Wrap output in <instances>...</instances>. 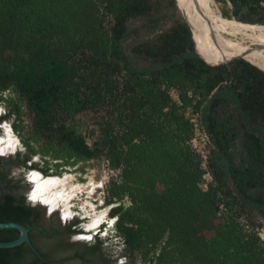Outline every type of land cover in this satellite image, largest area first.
<instances>
[{"label":"trees","instance_id":"trees-1","mask_svg":"<svg viewBox=\"0 0 264 264\" xmlns=\"http://www.w3.org/2000/svg\"><path fill=\"white\" fill-rule=\"evenodd\" d=\"M227 1L223 18L264 26V0ZM175 3L0 0V117L43 177L97 159L113 172L111 264H264V72L207 64L238 56L193 44ZM193 115L208 138L205 191ZM111 236L93 238L103 251Z\"/></svg>","mask_w":264,"mask_h":264},{"label":"water","instance_id":"water-1","mask_svg":"<svg viewBox=\"0 0 264 264\" xmlns=\"http://www.w3.org/2000/svg\"><path fill=\"white\" fill-rule=\"evenodd\" d=\"M182 19L194 44L193 29L183 17ZM235 59L242 58L233 57L215 64L202 60L214 66ZM2 119L0 117V124ZM1 156L0 154V264H111L101 246L74 220H61L46 205L24 200V193L29 188L24 174L26 171L40 172L23 166L28 156L26 151L9 157ZM37 174L43 177L40 173Z\"/></svg>","mask_w":264,"mask_h":264},{"label":"rangeland","instance_id":"rangeland-1","mask_svg":"<svg viewBox=\"0 0 264 264\" xmlns=\"http://www.w3.org/2000/svg\"><path fill=\"white\" fill-rule=\"evenodd\" d=\"M204 4L206 5L210 4V9L212 10V15H213L211 19V23L213 24L212 26L217 27L218 23H229L228 21L233 20V19L229 20L223 18L220 15V13L222 12L226 13L227 15H230L231 13V6L227 0H204ZM202 39H204L207 43H209L207 38H202ZM228 46H235V41H233ZM241 46L244 48H248L249 50H251L252 53H254L253 55H251L250 60H247L250 63L254 64L257 60H264L263 57L264 49H262L263 48L262 46H261V50L258 51L257 48L254 47L251 48L249 43L248 44L242 43L240 44V47ZM5 96L7 97V94H5ZM0 111H2L3 114L5 113V109L1 105H0ZM23 116L24 119L27 121V117L25 115ZM10 122H11V117L1 121L0 137L5 136L6 128H8L11 132V135L16 139V144L12 152L4 154L1 157H9L14 153H16L17 151L22 150L19 145L18 139L10 129V125H9ZM31 161L37 162V158L34 157ZM65 169L66 171L62 173L60 176L44 177V178H52V177L62 178L64 176L68 177L65 186V193L66 194L68 193V195H70L71 197L70 200H68V202H66L65 204L64 202L58 201L55 207H53L50 212L57 213L58 217L61 220H73L75 218L81 219L82 221L79 223V226L81 227L82 230L89 232V234L92 237H94L95 234L98 235L100 238L110 237L112 233L111 225L113 220L107 217V212L109 207L103 206L102 202H103L104 184L109 178L113 177L114 174L111 171H108V169L105 167L104 163L100 159L90 160L84 163L79 162L73 167H69V168L66 167ZM32 172L38 173L37 171H26V173L24 174L25 182L30 185L29 190L25 194L26 201L33 204H43L40 200L36 199L35 197L33 198L32 196V189L34 187V184L29 181V176ZM70 188H73L72 192ZM99 217L101 218L99 222L96 225L90 227V224ZM101 224H104L105 227L100 232H98V228ZM103 245H104L103 247H105L106 245H107L106 247H108L106 250L103 249V254L105 255V257H107L110 260L113 259L115 254L119 252V250L121 249L118 240L112 236L109 239V243ZM121 262H124L123 258L117 259L115 261V264H121Z\"/></svg>","mask_w":264,"mask_h":264},{"label":"bare ground","instance_id":"bare-ground-1","mask_svg":"<svg viewBox=\"0 0 264 264\" xmlns=\"http://www.w3.org/2000/svg\"><path fill=\"white\" fill-rule=\"evenodd\" d=\"M175 2L184 19L191 25L193 29L192 36L203 51L212 54L235 55L247 61L254 53L248 48L240 47V44L249 43L251 48H257V51L261 50V46L264 49V26L248 25L232 20L228 21L229 23H218V26L214 27L211 23L213 15L210 4H204V0H175ZM202 38H207L209 43ZM233 41H235V46H228ZM252 65L259 67L264 72V60H257ZM15 144L16 139L11 135L10 130L6 128L5 136L0 137V154L4 155L12 152ZM67 178L66 176L62 178H44L36 172H32L29 181L34 184L32 189L33 198L40 200L51 209L55 207L58 201L65 204L71 198L68 193H65ZM70 190L72 192L73 188H70ZM100 219L99 217L93 221L90 227L96 225Z\"/></svg>","mask_w":264,"mask_h":264},{"label":"built area","instance_id":"built-area-1","mask_svg":"<svg viewBox=\"0 0 264 264\" xmlns=\"http://www.w3.org/2000/svg\"><path fill=\"white\" fill-rule=\"evenodd\" d=\"M189 121L192 125V136L188 141V145L199 157V166L202 170V176L198 186L202 191H205L208 185L212 182V178L207 167V153L205 151V147L208 144V138L198 124L196 115L191 116ZM257 235L264 243V228L260 229Z\"/></svg>","mask_w":264,"mask_h":264},{"label":"clouds","instance_id":"clouds-1","mask_svg":"<svg viewBox=\"0 0 264 264\" xmlns=\"http://www.w3.org/2000/svg\"><path fill=\"white\" fill-rule=\"evenodd\" d=\"M3 114V112L2 111H0V115H2ZM121 264H123V262H121Z\"/></svg>","mask_w":264,"mask_h":264}]
</instances>
